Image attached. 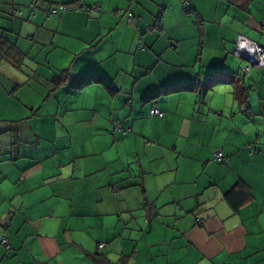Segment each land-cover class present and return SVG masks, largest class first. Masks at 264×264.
Here are the masks:
<instances>
[{"label":"crops","instance_id":"crops-1","mask_svg":"<svg viewBox=\"0 0 264 264\" xmlns=\"http://www.w3.org/2000/svg\"><path fill=\"white\" fill-rule=\"evenodd\" d=\"M240 36L264 48V0H0V264H264V67L242 73ZM95 73L118 95L71 85ZM229 73L244 105L210 86Z\"/></svg>","mask_w":264,"mask_h":264},{"label":"trees","instance_id":"trees-1","mask_svg":"<svg viewBox=\"0 0 264 264\" xmlns=\"http://www.w3.org/2000/svg\"><path fill=\"white\" fill-rule=\"evenodd\" d=\"M35 7H36L35 4L31 5V9H32L31 10V13H32V16L33 17L35 16V11H36V10H34ZM39 7L41 9L45 10L48 14H58V15H60V14H65V13H67V12L70 11V10H67L66 12L62 13L61 10H58L59 8H64V7L70 8V7H67V6H58V7L50 8L45 3L40 4ZM53 11H57V13H53ZM10 48L13 49V50H15L14 52L16 54H19V52L16 51V48L15 47H10ZM12 63H15V65H18V62L17 61H13ZM247 65H248V63H247ZM242 73L243 74H248L247 71L244 68L242 69ZM67 77H68L67 71H62L61 73H58V74L55 75L54 82H56L58 84V81L63 82V81H65V79H67ZM238 77L243 78L244 76L242 74H238ZM216 83H230V84H233L234 85L233 95H234L236 101L239 104H241V105H244L245 104V102H246V98H245L246 95L241 90V88L239 87V85L237 84L236 74H230L229 73V74H227L224 77V79L211 80L210 86H213ZM91 84L102 85L106 89L107 93L111 97H115L119 93V89L117 88V86L111 80L107 79L103 75L96 74V73L95 74L88 75V76H85L83 78L76 79L75 82L73 80V83L71 85L74 88H82V87H86V86L91 85ZM193 86H194V84L180 85V86L175 87V91L177 89H180V88H182V89H188L189 90V89H192ZM195 87H196V85H195ZM167 92H168V90H166V93ZM152 117H157V116H152ZM159 118H161V117H159ZM253 153H254V151H253ZM213 161L214 162H219V161L215 160L214 157H213ZM232 207H233V209H237V207L235 205H233ZM195 222H196V225H201L202 224V220L200 218H196ZM104 246H105V243L99 244V248L100 249L103 248ZM92 259L95 261L96 264H109V261L105 258V256H101V255H97L96 254V256H92Z\"/></svg>","mask_w":264,"mask_h":264},{"label":"built area","instance_id":"built-area-1","mask_svg":"<svg viewBox=\"0 0 264 264\" xmlns=\"http://www.w3.org/2000/svg\"><path fill=\"white\" fill-rule=\"evenodd\" d=\"M58 10H61L62 13L66 12L67 10H70V8H59ZM53 13H57V11H53ZM60 14V13H59ZM244 53L245 55H250L254 57V60L252 61V64L247 65L246 68H244L246 71L249 70L250 67L259 69V68H263L264 67V48L251 43L249 40H247L246 38L240 36L236 42V46H235V50L234 53ZM151 116H157V117H162L163 114L157 110V109H152L150 112ZM114 133L116 135L122 136L126 133L125 130L121 129L120 126L118 125H114ZM253 154V151H250V155ZM214 159L219 161V162H223V156L220 152L216 153L214 155ZM2 246L5 249H8V240L6 238H3L1 241Z\"/></svg>","mask_w":264,"mask_h":264},{"label":"water","instance_id":"water-1","mask_svg":"<svg viewBox=\"0 0 264 264\" xmlns=\"http://www.w3.org/2000/svg\"><path fill=\"white\" fill-rule=\"evenodd\" d=\"M234 56L240 59H243L245 61H247L249 64H252V61L254 60V57L250 55H245L244 53H234Z\"/></svg>","mask_w":264,"mask_h":264}]
</instances>
